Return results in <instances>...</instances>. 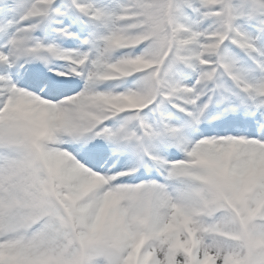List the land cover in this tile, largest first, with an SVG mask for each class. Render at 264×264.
Instances as JSON below:
<instances>
[{"label":"snow or ice","instance_id":"6c2138e0","mask_svg":"<svg viewBox=\"0 0 264 264\" xmlns=\"http://www.w3.org/2000/svg\"><path fill=\"white\" fill-rule=\"evenodd\" d=\"M0 264H264V0H0Z\"/></svg>","mask_w":264,"mask_h":264}]
</instances>
